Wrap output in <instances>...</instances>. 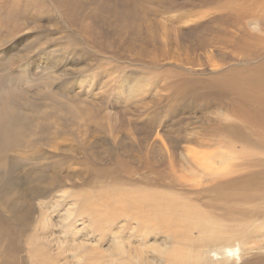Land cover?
I'll return each mask as SVG.
<instances>
[{"label":"rangeland","instance_id":"1","mask_svg":"<svg viewBox=\"0 0 264 264\" xmlns=\"http://www.w3.org/2000/svg\"><path fill=\"white\" fill-rule=\"evenodd\" d=\"M14 24L7 38L11 31H0V79L13 77L1 93L22 88L15 92L23 113L41 109L57 132L53 140L36 134L40 144L52 140L40 148L47 161L30 148L10 153L18 163L11 177L19 193L43 188L36 172L54 154L51 176L61 177L14 219L7 209L0 233L12 239L1 242V264H171L176 250L199 251L196 264H264L260 201L243 205L245 224L222 218L208 246L196 231L182 240L142 228L140 219L91 220L87 210L111 189H141L221 217L211 187L225 179L213 173L245 158L221 165L242 147L220 133L239 134L251 109L226 83L244 87L240 80L264 63V0H34Z\"/></svg>","mask_w":264,"mask_h":264},{"label":"bare ground","instance_id":"2","mask_svg":"<svg viewBox=\"0 0 264 264\" xmlns=\"http://www.w3.org/2000/svg\"><path fill=\"white\" fill-rule=\"evenodd\" d=\"M20 1L21 2L16 0L15 2L13 1V3H9L7 0H0V31L13 30L14 32L17 30L16 27H12L15 26V21L23 17L34 4V0ZM11 33L12 31L7 32L5 38L11 36ZM1 41L3 40L0 38V42ZM248 76L250 78L240 80L244 82V87H232L230 83H226V85L237 92L243 100H251V109L248 110V115H245L244 125L238 126L239 128H237L239 130L242 129L239 131V134L235 132V134L232 133L229 135L226 133L228 132L226 130H223L224 134L220 133L221 139L227 140L228 146L238 143L242 147L239 151L231 150L226 156H223L226 159L219 160L220 164L223 165L222 163L226 162L228 158H231V160H235L234 158L239 156L245 158L244 162L241 161L240 164L232 166L230 168L231 170H228L226 173H213L217 175V177L225 179L219 181V184L216 183L211 187L214 198L218 201L216 204L211 205V207L218 210L220 209L221 217H216L214 215L216 213L213 214L210 210L201 211L202 209H200L197 204L190 203L185 197L180 198L172 194L155 193L154 191H140L141 189L132 191L127 190L125 192L111 189V192L103 194L98 200L89 204L87 210L91 213V220L104 219L106 222H113L119 217H128L136 221L140 219V221H138L140 227L161 230L170 237L173 235H180L182 240L187 239V237H190V235L196 231L197 235H199L197 242L202 246H208L211 244L207 241L215 243L213 241L222 233V230L217 225L218 222L224 221L222 218H243L241 220L243 222H238V225L247 222L244 216L246 214L245 209L243 208L245 203L260 201L261 203L257 205L262 204L260 214L263 215L264 63H260L258 66L254 67L253 70L251 69ZM11 79H13L11 75L6 77V79H0V230L2 223L5 221V217L8 216V208L11 209L9 217L14 219L16 208H21L19 206H28V208H31V206H29L33 205L31 201L39 198L40 192L43 193L52 190L56 184L59 183L58 179L61 177V172L51 176V171L58 166L60 161L58 156L54 154L53 159L55 157L56 161L40 164L41 169L39 168L36 172V174L39 175L38 179L43 182L44 187L40 189L26 188L24 193L18 192L16 188L17 184H15V181L12 180L11 177V171L18 166V163L14 157L10 156V153L19 150L20 147L22 149L30 148L33 152L32 157L41 155V157L47 161L52 157L48 155V159L44 157L46 155L43 153L44 148H40L47 145L45 143L51 142L53 138H55L57 131H55V134L53 132L50 134L48 129L52 128L50 126L51 120L41 118L39 113H43L50 118L51 116L41 112L39 108L34 109V104H26L27 106H34L29 110V115L23 113L24 108L23 106L20 107L19 103L16 102L18 94L15 92L22 91L21 94H23L22 88L8 89L5 95H2L1 89L4 86L5 80L9 81ZM247 93L251 94L252 97L248 96ZM57 114L56 112H51L52 116ZM78 114L82 113L79 111ZM57 120H67V118H61V116L58 115ZM37 133H40L43 137H41L40 140L46 138L47 134L52 137V140L49 142H45L46 140H44L42 141L43 144H40L37 138H35ZM255 137H258L259 140L254 139ZM36 140L38 143H36ZM228 146L223 147L229 148ZM72 160L75 161L74 158H72ZM242 172H244V174H242ZM232 175H234V177L229 178ZM8 190H11L12 194H10L11 192ZM88 200L90 199L79 201L85 202ZM113 202H115L116 205H113ZM106 204L108 206L104 207ZM8 227L12 228L11 224H8ZM254 229L258 234L260 233L259 229ZM253 231L254 230H252V232ZM8 239H12V235L5 237L0 233V246L1 242ZM30 241H32V239ZM227 242L229 241L227 240L225 243ZM33 243L31 244L33 245ZM31 250L34 252L35 249L31 248ZM197 252L198 255H193L192 257H181L179 256L180 251L176 250L172 253L173 260L171 264H196L200 260V253L199 251ZM35 253L31 254L33 258L37 256ZM35 263L48 264L47 260L44 258L37 261L35 260Z\"/></svg>","mask_w":264,"mask_h":264}]
</instances>
